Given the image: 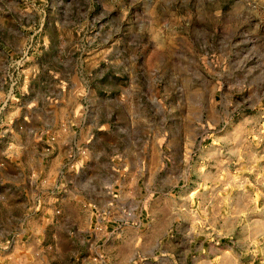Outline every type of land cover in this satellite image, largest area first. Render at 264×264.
I'll return each mask as SVG.
<instances>
[{
	"label": "rangeland",
	"instance_id": "rangeland-1",
	"mask_svg": "<svg viewBox=\"0 0 264 264\" xmlns=\"http://www.w3.org/2000/svg\"><path fill=\"white\" fill-rule=\"evenodd\" d=\"M35 105L50 127L41 144L22 128L25 183L36 192L15 208L33 215L0 237V264H264V236L233 254L209 241L165 251L180 231L171 201L192 178L195 153L227 121L264 120V0H0V169L18 151L14 113ZM90 162L103 171V203L92 218L70 198L61 230L71 217L77 234L65 250L54 225L41 231L35 200L57 185L65 193L64 177ZM7 181L0 175V227L9 224ZM13 244L17 254L3 255Z\"/></svg>",
	"mask_w": 264,
	"mask_h": 264
},
{
	"label": "crops",
	"instance_id": "crops-1",
	"mask_svg": "<svg viewBox=\"0 0 264 264\" xmlns=\"http://www.w3.org/2000/svg\"><path fill=\"white\" fill-rule=\"evenodd\" d=\"M35 104L40 105V102ZM39 105L31 107L29 111H24L25 109L20 107L11 121V128L15 135L10 140L14 141L11 143L13 146L18 144V151L14 154H12L13 151L10 152L8 159L4 160L5 168L0 169V175L10 182V185L5 186V191H9V195H5L9 203L7 206L9 214L7 223L9 224L0 227V237L3 239L13 233L15 228L13 229L12 225L20 226L27 217L33 215L21 216L15 212V208L19 206L28 208L30 206L28 196L36 192L35 188L25 183L26 178L24 177L28 175L25 174L27 164L24 161L28 155L31 156V142L25 138L28 132L22 128L25 126L31 137L36 135V140H39L38 144H41L43 137L40 135L43 133L40 131L42 127L50 126L45 121L44 114L40 112ZM57 105H52L49 110L56 119L59 118ZM27 115L30 117H28L29 122L23 120ZM14 125L16 128H21L19 133L14 131ZM42 149L40 148V155ZM200 151V154L195 153L191 169L192 178L183 180L179 201H171L173 208L178 203L180 231L168 235L170 241L168 245L166 243L168 247L165 251L170 256L178 254L177 246L187 250L194 241L200 242L203 246L209 241L212 247H228L231 250L230 253L233 254L236 247L245 248L250 240L264 236V120L227 121L215 127L211 141L208 144L203 143ZM33 153L37 157V151ZM100 157H103V153H100L96 159ZM95 164L97 163L90 162L87 170L77 177L72 178L68 175L64 177V175L65 185L68 188L65 193H62L64 189L61 185L54 186L50 190H38L44 195L39 200H35L36 212L33 213L44 224L41 231L44 232L54 225L55 245L62 249L68 250L70 241L73 242L77 234L75 222L71 217H68L71 226L66 232L61 230L64 219L62 215L66 214L70 198L76 200L72 201L73 203L77 202L81 207L90 208V212L87 213L92 218L95 209L98 210L100 205L102 206L103 171L99 173L95 170ZM72 189L75 190L72 191ZM46 193L52 194V197H48ZM60 194L63 195L61 199ZM58 205L64 209L61 215L56 214ZM138 227L141 229L143 225L139 224ZM163 227L164 223L159 226V230ZM141 232L133 241L137 248H140L143 245L140 242L145 240V231L141 229ZM153 235L156 240L167 238V234L158 235V230ZM118 236L122 235L118 233ZM177 240L180 241L179 245ZM14 244L9 246L3 255L7 254L8 257L16 255V250L11 251L17 247ZM43 256L44 254L41 253V257ZM122 262L124 261L121 256L112 264Z\"/></svg>",
	"mask_w": 264,
	"mask_h": 264
}]
</instances>
